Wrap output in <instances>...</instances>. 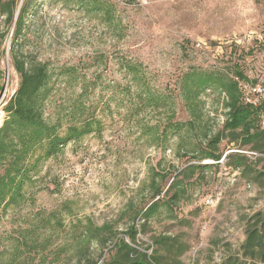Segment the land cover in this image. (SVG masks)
<instances>
[{"label":"rangeland","instance_id":"374dc122","mask_svg":"<svg viewBox=\"0 0 264 264\" xmlns=\"http://www.w3.org/2000/svg\"><path fill=\"white\" fill-rule=\"evenodd\" d=\"M17 1L18 11L25 0ZM34 5L21 37L22 54L48 63L54 74L63 67L77 71L74 81L54 77L49 117L55 119L57 106L76 100L87 85L88 114L100 130L68 143L42 165L16 205L0 209V264H74L70 257L86 225L124 231L150 206L153 185L159 183L158 198L168 200L173 180L184 192L150 218L138 235L140 249L150 247L152 236H179L188 245L180 264L240 257L248 219L264 210V152H252L223 132L227 110L221 91L203 94L193 115L179 85L189 71L227 76L239 69L248 80L264 81V0H35ZM13 31L0 17V123L2 107L18 85L9 55ZM127 63L139 67L137 78L127 73ZM147 94L166 98L168 106H153ZM174 122L190 124L169 130L168 148L162 150L154 128ZM217 134L223 136L219 161L198 159ZM237 153L247 157L248 168L226 164ZM198 165L206 168L183 178L182 172ZM157 175L165 179L159 182ZM211 194L219 201L207 209L204 198ZM108 254L100 257V249L89 247L96 264Z\"/></svg>","mask_w":264,"mask_h":264},{"label":"trees","instance_id":"16d2710c","mask_svg":"<svg viewBox=\"0 0 264 264\" xmlns=\"http://www.w3.org/2000/svg\"><path fill=\"white\" fill-rule=\"evenodd\" d=\"M35 0H25L18 8L17 0H0V17L5 23L14 27L9 55L14 71L18 75V85L13 95L2 107L3 118L0 123V209L16 205L23 196L24 187L33 184L42 165L57 156L70 142L77 141L94 132H99V121L88 113L90 107L85 99L88 86L83 85L79 97L64 107L58 105L55 119H51L48 107L54 101L58 79L70 80L76 77L77 71L72 68H61L57 74L46 62L25 56L21 52L22 33L26 27L27 17L33 12ZM26 39V37H25ZM125 70L131 77L137 78L139 67L135 64H125ZM235 78L242 82L263 83L248 80L242 71L234 69L230 75H217L211 72L189 71L184 74L179 85V92L186 109L193 115L198 112L200 98L210 90H219L224 95V107L227 110L223 122V132L232 136L231 140H240L242 146H251L252 152H264V101L257 107L245 104L241 98ZM72 81V82H73ZM63 82V81H62ZM69 83V82H67ZM3 91V74L0 71V96ZM153 106H168V101L161 96L147 94ZM154 98V99H153ZM1 118V117H0ZM190 123H168L154 128V140L162 150L169 144V130H182ZM176 132V131H174ZM173 133V132H172ZM175 134V133H174ZM206 136V135H204ZM207 137V136H206ZM223 136L221 134L209 137V149L203 151L198 159L218 162L220 154L217 147ZM166 144V145H165ZM245 155L234 154L228 157L227 165L237 170L248 168ZM205 166H191L181 175H192ZM159 182L165 176H159ZM174 180L168 187L175 189L168 200H162L159 195L162 188L159 183L152 187L150 206L133 216L132 222L124 231H118L111 225H86L80 235V244L75 249L74 264H96L89 259V247L100 249V257L108 250V257L100 264H180V259L187 252L188 245L179 236H152L150 247L140 249L138 235L143 232L150 218L161 205L175 204L184 189ZM157 198V199H156ZM156 199V200H155ZM140 216V226L135 220ZM26 240V239H25ZM110 248V249H109ZM152 248V252H148ZM241 256H229L218 264H264V210L255 213L247 221L244 240L240 247ZM37 252V251H36Z\"/></svg>","mask_w":264,"mask_h":264},{"label":"built area","instance_id":"2783aa9c","mask_svg":"<svg viewBox=\"0 0 264 264\" xmlns=\"http://www.w3.org/2000/svg\"><path fill=\"white\" fill-rule=\"evenodd\" d=\"M238 90L243 102L251 107H257L264 101V84L242 82L235 78ZM261 126L264 127V118L261 120ZM218 196L208 195L204 198V205L207 209H214L218 204Z\"/></svg>","mask_w":264,"mask_h":264},{"label":"bare ground","instance_id":"6f19581e","mask_svg":"<svg viewBox=\"0 0 264 264\" xmlns=\"http://www.w3.org/2000/svg\"><path fill=\"white\" fill-rule=\"evenodd\" d=\"M8 71H9V69H8ZM8 71H7V72H8Z\"/></svg>","mask_w":264,"mask_h":264}]
</instances>
